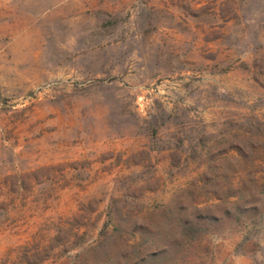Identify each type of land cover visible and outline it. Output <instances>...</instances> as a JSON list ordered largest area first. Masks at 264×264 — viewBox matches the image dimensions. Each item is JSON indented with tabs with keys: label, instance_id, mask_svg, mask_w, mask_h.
Returning <instances> with one entry per match:
<instances>
[{
	"label": "rangeland",
	"instance_id": "374dc122",
	"mask_svg": "<svg viewBox=\"0 0 264 264\" xmlns=\"http://www.w3.org/2000/svg\"><path fill=\"white\" fill-rule=\"evenodd\" d=\"M0 264H264V0H0Z\"/></svg>",
	"mask_w": 264,
	"mask_h": 264
}]
</instances>
